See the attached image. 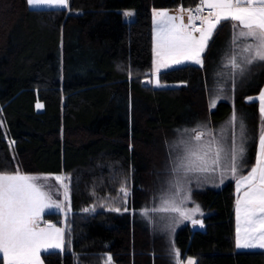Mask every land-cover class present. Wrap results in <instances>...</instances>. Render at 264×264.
Listing matches in <instances>:
<instances>
[{"label": "trees", "instance_id": "16d2710c", "mask_svg": "<svg viewBox=\"0 0 264 264\" xmlns=\"http://www.w3.org/2000/svg\"><path fill=\"white\" fill-rule=\"evenodd\" d=\"M198 3L68 0L64 8H31L27 0H0V173L70 177L64 248L42 252L44 264H104L107 252L113 264H165L166 241L137 210L160 192L176 134L198 124L224 127L234 114L246 126L244 165L236 176L207 174L189 184L202 224L184 221L173 242L195 264H264V249L235 248L234 182L254 164L262 126L258 101L248 97L264 84V63H243L251 41L233 43L232 22L223 21L202 66L160 71V82L172 86L144 81L152 9ZM233 56L243 74L231 67ZM121 188L129 190L125 202Z\"/></svg>", "mask_w": 264, "mask_h": 264}, {"label": "snow or ice", "instance_id": "6c2138e0", "mask_svg": "<svg viewBox=\"0 0 264 264\" xmlns=\"http://www.w3.org/2000/svg\"><path fill=\"white\" fill-rule=\"evenodd\" d=\"M29 5L48 4L58 7H66L68 0H27ZM204 6L208 11L206 16H201ZM181 12L184 9H180ZM189 11V23L183 24V18L170 16L167 12H155L157 17H163L165 21L181 20L180 24L172 23L165 26L157 34L156 39V71L161 67L167 68L171 65H179L184 61H192L202 66L201 55L206 50L209 41L212 39L218 25L223 21H231L234 29L233 43L237 40H250L251 43L242 49L248 55L243 63L251 65L256 62L264 63V0H200L199 5L194 9L196 15ZM125 16H131V12H125ZM200 20V27L195 26V21ZM189 28L191 30L189 31ZM193 32H198L199 37ZM230 65L239 69L243 74L244 68L237 63L236 58H230ZM159 86V80L156 81ZM251 99V98H250ZM260 100V112L262 126L259 134V152L255 166L249 173L242 176L238 181V188L246 184L247 188L243 193V200L237 199V218H243V236L240 235L241 227L237 226L236 247L238 249H264V92L258 97ZM235 121V114L232 122ZM241 144H234L230 153V162L233 173L237 169V161L244 160L245 148L243 142L246 139V126L243 121L240 124ZM196 140L201 139V134L195 136ZM204 153L200 157L201 167L198 170L207 171V161ZM220 150H217L212 159L213 164H218ZM60 184L69 180L70 177H44L21 175L19 169L14 175L0 174V264H41L40 251L42 248H62L61 229H55L60 234L57 242L51 243L48 240V233L44 229L37 230L35 224L41 212L46 208L60 207L51 199L49 191L42 190L44 184L37 185L36 181L52 180ZM65 196L67 198V185ZM121 192L127 195L124 188ZM164 203V202H162ZM242 205V207H241ZM119 211V209H113ZM127 210V209H125ZM177 209H173L176 211ZM198 210L194 209V211ZM146 214V213H142ZM181 215H185L181 213ZM197 223V221H193ZM53 226L49 225V228ZM172 254L179 264V251L173 249ZM108 264H111V257H108ZM188 264H195L189 260Z\"/></svg>", "mask_w": 264, "mask_h": 264}, {"label": "rangeland", "instance_id": "374dc122", "mask_svg": "<svg viewBox=\"0 0 264 264\" xmlns=\"http://www.w3.org/2000/svg\"><path fill=\"white\" fill-rule=\"evenodd\" d=\"M182 8V7H181ZM155 12H167L170 16H176L183 18V24L186 21V18L183 15H178V12H173L169 9L162 8H153L152 9V68L151 71L144 78L146 83H150L153 86H158L156 81L159 80V73L162 70L183 65L186 63L196 64L192 61H184L179 65H171L170 67L164 68L161 67L159 71H156L157 56H156V39L157 34L161 31L163 26V21L160 17L154 15ZM180 24L181 20L177 19L175 21H168V24ZM176 83H162L159 80V86H172ZM213 103V102H212ZM233 116L227 120L224 127L221 125L217 126H207V124H198L194 127L186 128L182 131H185L184 134L178 133L174 137V144L168 146L169 148V165L166 168V176H163V179L159 180L157 185L162 184L160 192H156V197L149 200L144 206L137 210V214L141 217L145 224L149 226L153 235H162V238L165 242V249L162 251L163 258H166L165 264H177V260L172 254V250H178L174 246L173 235L176 226L182 224L184 221L188 220L191 223L192 227L201 226L202 222L200 218H196L197 215H202V209L198 203L192 200L190 195V183L198 181L201 176L208 174L209 177L221 179L227 177H233L240 173L241 168L244 165V162L237 161V169L233 173L230 162V153L234 144L239 146L241 144V135H240V124L235 121L232 122ZM239 125V128L236 126ZM181 132V131H180ZM201 134V139L196 140L195 136ZM228 137L230 139L228 140ZM243 147L244 143H243ZM217 150H220V158L218 164H213L212 159L215 157ZM246 151V148H245ZM207 153L205 157L207 161V171L198 170L201 167L200 157L204 156V153ZM21 175L29 176H44V177H55L61 176L66 177L62 172H20ZM0 174L14 175V172H2ZM242 176V175H240ZM238 176L237 178H239ZM236 178V180H237ZM163 182V183H162ZM202 182V181H201ZM37 185L40 184L46 185L42 190L49 191L53 202L58 203L60 207H52L44 209L38 220H44L46 223L42 227H36L37 230L44 229L48 233V240L51 243L57 242L58 234L55 229H61L62 233V248H48L45 250L41 249L40 261L41 264H44L41 253L48 250H63L65 244V217L67 212L70 210V192L68 189L67 181H64V184L52 180L36 181ZM67 185V198L65 196V186ZM127 192L125 195L124 192H121L118 196L119 199L123 202L126 201L127 196L129 195V190L124 188ZM241 196V193H240ZM239 197V193H238ZM242 199V198H241ZM164 202V203H162ZM194 211V209H197ZM173 209H177L173 211ZM52 213H57L60 215L59 219L51 220ZM146 213V214H142ZM184 213L185 215H181ZM243 214L241 213V216ZM51 224H48V222ZM193 221H197L194 223ZM49 225L53 226L49 228ZM180 254V253H179ZM108 257H111L110 253H106V260L104 264H108ZM189 260L195 262L193 256H182L179 255V264H188ZM111 264L112 258H111Z\"/></svg>", "mask_w": 264, "mask_h": 264}, {"label": "crops", "instance_id": "0c3cea01", "mask_svg": "<svg viewBox=\"0 0 264 264\" xmlns=\"http://www.w3.org/2000/svg\"><path fill=\"white\" fill-rule=\"evenodd\" d=\"M29 5V4H28ZM68 5V4H67ZM29 7L31 8H64V7H58V6H54V5H48V4H36V5H29ZM67 7V6H66ZM169 10H172L173 12H179L181 7H177V8H168ZM161 21H163V26L165 27L166 25L167 26H170V24H168V21H165V19L163 17H160ZM194 36H197L199 37V33L198 32H195L193 33ZM261 92H264V84L263 86L261 87L260 91L256 94V95H253V96H250L248 97V100H257L258 101V106H259V111H260V100L258 99V97L260 96ZM251 98V99H250ZM261 114V112H260ZM262 117V116H261ZM258 152H259V140H258V143H257V147H256V154H255V162H256V158H257V155H258ZM255 162L254 164L252 165L255 166ZM251 167V168H252ZM250 168V169H251ZM250 170H248V172H246L245 174H243L242 176H245L249 173ZM240 176L239 178H237V180H235L234 182V188H235V205H234V213H235V223H234V228H235V248L238 249L236 247V239H237V226H238V223L241 227V233L240 235L243 236V218L241 216V219L238 221V218H237V212H236V207H237V199H238V193H239V198L241 199V201L243 200V193L244 191L246 190L247 188V185L246 184H242L239 186L238 188V181L241 179ZM240 193H241V196H240ZM242 207V205H241ZM241 249H245V248H240L238 250H241ZM252 249H260V248H252Z\"/></svg>", "mask_w": 264, "mask_h": 264}, {"label": "built area", "instance_id": "2783aa9c", "mask_svg": "<svg viewBox=\"0 0 264 264\" xmlns=\"http://www.w3.org/2000/svg\"><path fill=\"white\" fill-rule=\"evenodd\" d=\"M198 5H199V3L196 4V5H190V6H187V7H182V9H184V11H183V12H181V11L178 12V15H183V16L186 18V21H185V23H184L185 25H188V23H189V20H188V17H189V11H188V10H189V9L193 10V11H192V15H196L194 9H195ZM208 11H210V10L207 9L206 6H204L202 12L199 13V15H201L202 17H203V16H206L207 13H208ZM194 23H195V26H196V27H200V25H201V21H200V20H196ZM190 30H191V28H189V31H190ZM193 33H195V32H193ZM45 223H46V222H45L44 220H37L35 226H36V227H42V226L45 225Z\"/></svg>", "mask_w": 264, "mask_h": 264}, {"label": "water", "instance_id": "95a60500", "mask_svg": "<svg viewBox=\"0 0 264 264\" xmlns=\"http://www.w3.org/2000/svg\"><path fill=\"white\" fill-rule=\"evenodd\" d=\"M48 224H51V222L49 221Z\"/></svg>", "mask_w": 264, "mask_h": 264}]
</instances>
